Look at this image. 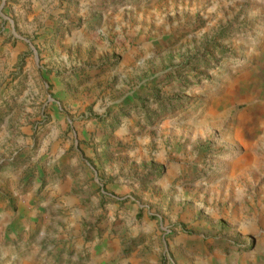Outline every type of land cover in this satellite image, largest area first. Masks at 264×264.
<instances>
[{
    "label": "rangeland",
    "instance_id": "1",
    "mask_svg": "<svg viewBox=\"0 0 264 264\" xmlns=\"http://www.w3.org/2000/svg\"><path fill=\"white\" fill-rule=\"evenodd\" d=\"M259 71L264 0H0V264H264Z\"/></svg>",
    "mask_w": 264,
    "mask_h": 264
},
{
    "label": "crops",
    "instance_id": "2",
    "mask_svg": "<svg viewBox=\"0 0 264 264\" xmlns=\"http://www.w3.org/2000/svg\"><path fill=\"white\" fill-rule=\"evenodd\" d=\"M258 81L259 82L264 81V73H262L261 71H259L258 74L257 73L255 74L254 83H252V85H254L255 82L257 83ZM252 87L253 86H251V88ZM248 126L249 124L245 123V128H248ZM246 141L252 142V143L255 142V140L251 139L250 137H246ZM242 158H243L242 156H239L236 158V160L240 161L242 160ZM28 201L29 200H27V202ZM36 214L37 212L35 211L28 218H18L17 217L19 220H17V218H15L16 220L12 218L8 222H6V220L5 221L1 220V223L5 224V228H8L10 230L9 232L10 240L9 241H11L12 244H10L9 250L11 249L12 254L15 256L17 255L24 256L22 260H19L20 264H42V261H44L47 255H49L50 257L48 260V263L55 264L54 262H55V259L57 258L56 255H57L58 249H60L62 245H65V248L67 251V248L70 246V242H69L70 235L68 232H63L62 234H60V236L56 238L55 241H53L54 240L53 237L48 238L46 236V226L45 224L43 225L39 224L40 220L37 219ZM18 225H20L19 228L17 227ZM36 227H37L36 230L38 233L35 236V238L33 237L31 238L30 236ZM19 231H24V234L22 236V240L20 241V243L15 242V240L17 239L16 234ZM50 240H52L50 245H47V243ZM59 241L60 243L58 244ZM59 257L60 258L58 262L60 264L61 263L65 264L64 259L67 258V253L60 254Z\"/></svg>",
    "mask_w": 264,
    "mask_h": 264
}]
</instances>
